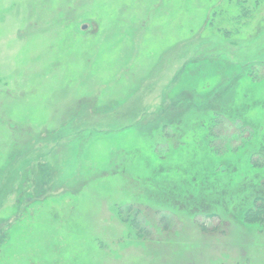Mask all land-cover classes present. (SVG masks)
<instances>
[{"label": "rangeland", "instance_id": "obj_1", "mask_svg": "<svg viewBox=\"0 0 264 264\" xmlns=\"http://www.w3.org/2000/svg\"><path fill=\"white\" fill-rule=\"evenodd\" d=\"M256 1L0 0V166L24 157L33 171L1 209L20 220L0 264H40L54 242L41 227L64 234L70 264H264L263 224L194 219L150 188L139 197L128 173L183 169L203 124L229 148L259 122L247 118L264 103Z\"/></svg>", "mask_w": 264, "mask_h": 264}, {"label": "trees", "instance_id": "obj_2", "mask_svg": "<svg viewBox=\"0 0 264 264\" xmlns=\"http://www.w3.org/2000/svg\"><path fill=\"white\" fill-rule=\"evenodd\" d=\"M261 4H264V0L256 1V9L249 10L257 11V7ZM247 8L243 6L246 10L244 13L248 11ZM213 25L211 21L209 26L214 27ZM237 30L235 27L228 29L221 26L219 29L216 28V33L227 38L234 33L238 34ZM245 77L250 78L249 75ZM251 79L254 80L252 77ZM248 111L250 114L247 118L251 123L257 118L259 122L247 124L244 116H240L242 119L237 120L234 115L233 121L246 123L245 129L248 132L247 138L239 146L227 148L213 144L214 133L212 134L211 128L203 124V138L201 137L196 144H187L184 148L189 161L183 169L179 168V165L176 168L168 166L167 170H164L162 159H159L160 164L147 168L146 175L139 171L130 174L129 171L139 197H146L150 188L153 190V195L150 194L149 197L153 201L161 205L169 203L177 209L186 210L194 219L229 218L232 222L241 225H264V103L253 105ZM213 123L215 124V121ZM196 134L197 131L194 130L190 135L194 137ZM26 159L15 158L6 165L0 166V214H2V207L15 191L17 203L21 200L19 198L23 197V183L20 187L17 186V189L15 185L21 175L32 171L29 169L31 160ZM44 168L48 167L45 165ZM33 174L35 176L37 172ZM36 195L41 197L44 192L39 193L37 189ZM15 208L19 209L17 205ZM19 220L7 224L8 218H0L1 254L8 243L12 226H15ZM133 226L135 227V224ZM40 229L45 237L52 238L54 242L46 241L45 248L38 259L39 263L70 264L66 258L60 257V252L63 250L61 238L64 234L59 232L58 228L47 230L41 227ZM16 230H20V227ZM52 230L53 232L48 234ZM82 237L85 236L79 238ZM47 238L44 239L47 240ZM86 239L89 238L86 237Z\"/></svg>", "mask_w": 264, "mask_h": 264}]
</instances>
